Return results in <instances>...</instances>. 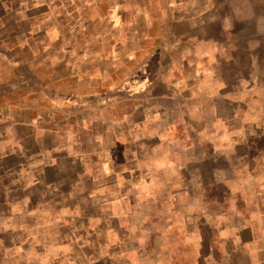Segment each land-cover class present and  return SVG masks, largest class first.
<instances>
[{
	"label": "crops",
	"instance_id": "0c3cea01",
	"mask_svg": "<svg viewBox=\"0 0 264 264\" xmlns=\"http://www.w3.org/2000/svg\"><path fill=\"white\" fill-rule=\"evenodd\" d=\"M158 193L179 248L131 256L264 264V0H0V264H82Z\"/></svg>",
	"mask_w": 264,
	"mask_h": 264
},
{
	"label": "rangeland",
	"instance_id": "374dc122",
	"mask_svg": "<svg viewBox=\"0 0 264 264\" xmlns=\"http://www.w3.org/2000/svg\"><path fill=\"white\" fill-rule=\"evenodd\" d=\"M156 199L154 202H151L150 195L148 197H145L137 207H135L133 210H128V214H133L136 217V221L140 222L137 227H139V232L134 234V229L136 226L133 225H123L121 230H124V232H127V230H130L131 233L129 237L125 236L123 237L122 242L114 239V236H109L107 233V239L104 240L102 235L100 236V239H103L104 241L101 242L100 246H93L94 242H92V254L89 258L87 257H79L78 261L76 263H84V264H149L151 263V260L154 259V257H147L146 255L141 254L140 256H131V246L134 245V249L141 250V252H145L148 250H159L161 249L163 245V232H170L171 233V249L176 250L179 248V244L181 241L176 238V233L178 231L177 225H164L163 223V217L167 215L166 213V203L164 204L162 200V194H154ZM158 200V201H157ZM154 204V207H151V204ZM176 203V202H175ZM173 204H171L170 208V216L173 219L174 212H178L179 209L177 206L173 207ZM111 205V202H107L104 205H101L99 208H92L90 209L91 216L96 217H106L107 223L104 228H107L108 232H113L115 229V221H114V210L111 207H108ZM149 216H154V224H149L148 226L146 224H142L147 217L149 219ZM93 227H99L102 228V226H92ZM154 228L155 230V237L152 239L151 232ZM204 234H208L209 230L208 228L204 227L203 230ZM174 235V236H173ZM93 237H98V235H92ZM97 241H99L96 238ZM105 242V243H104ZM98 242H95V244ZM217 247L219 248H225L224 245H221L220 242H218ZM189 248V247H188ZM205 248V247H204ZM122 250V252H121ZM133 250V249H132ZM235 258L230 262L229 264H246L245 259L243 256H234ZM157 259V258H155ZM178 260V258H176ZM160 261L162 258L159 259ZM220 262V261H219ZM82 263V264H83ZM175 263V262H174ZM180 261H176L175 264H179ZM185 263V262H183ZM223 264H226L224 261Z\"/></svg>",
	"mask_w": 264,
	"mask_h": 264
}]
</instances>
